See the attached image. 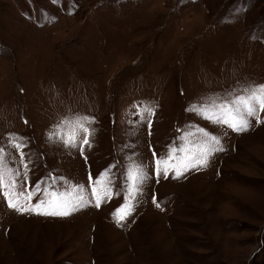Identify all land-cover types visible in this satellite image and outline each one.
<instances>
[{
  "label": "rangeland",
  "instance_id": "rangeland-1",
  "mask_svg": "<svg viewBox=\"0 0 264 264\" xmlns=\"http://www.w3.org/2000/svg\"><path fill=\"white\" fill-rule=\"evenodd\" d=\"M261 84L264 0H0V145L28 139L33 184L53 170L87 191L89 172L118 175L132 153L151 165L197 126L224 148L179 179L153 176L120 224V179L65 218L0 196V264H264V123L236 133L186 111ZM75 116L94 118L87 161L49 139Z\"/></svg>",
  "mask_w": 264,
  "mask_h": 264
},
{
  "label": "snow or ice",
  "instance_id": "snow-or-ice-1",
  "mask_svg": "<svg viewBox=\"0 0 264 264\" xmlns=\"http://www.w3.org/2000/svg\"><path fill=\"white\" fill-rule=\"evenodd\" d=\"M58 2L53 0V3ZM48 19L47 16L43 17L44 21ZM244 92L246 94L227 93L220 97H206L202 103L190 105L186 111L197 114L213 125L245 133L252 127L253 118L256 124L264 123L260 119V114L264 113V84L246 88ZM138 112L150 135L155 110L145 106L142 110L138 109ZM92 123L94 118L87 116L65 119L63 125L68 131L58 127L49 134V139L59 140L63 146L79 152L87 161L84 150L85 146L91 147L92 131L88 125ZM195 136L202 139H193ZM27 147L28 139L16 135L10 136L5 145H0V196L7 202L8 208L21 214L69 217L84 207L99 208L102 203L111 200L114 195L113 181L120 179V190L115 194L122 192L124 203L114 213L117 224L135 210V205L139 203L138 197L143 194L145 184L153 176L157 182L161 175L167 179L171 174L174 179H179L189 171L207 167L214 154L224 151L217 134L197 126L196 131L189 130L179 137L178 142L172 143L166 155L157 156L153 151L151 165L136 161V154L132 153L128 158L130 162L122 166L118 175L112 174V168L117 167L115 164L105 169L95 180L89 172V188L86 191L85 185L69 183L66 176L55 175L53 170H49L33 184L29 176L32 156L25 152ZM153 203L157 208L161 207L156 203L155 196Z\"/></svg>",
  "mask_w": 264,
  "mask_h": 264
}]
</instances>
